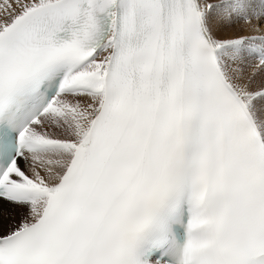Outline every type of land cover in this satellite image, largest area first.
I'll use <instances>...</instances> for the list:
<instances>
[{
  "label": "snow or ice",
  "instance_id": "snow-or-ice-1",
  "mask_svg": "<svg viewBox=\"0 0 264 264\" xmlns=\"http://www.w3.org/2000/svg\"><path fill=\"white\" fill-rule=\"evenodd\" d=\"M0 264H264V0H0Z\"/></svg>",
  "mask_w": 264,
  "mask_h": 264
}]
</instances>
